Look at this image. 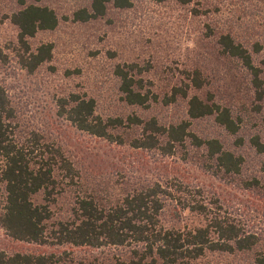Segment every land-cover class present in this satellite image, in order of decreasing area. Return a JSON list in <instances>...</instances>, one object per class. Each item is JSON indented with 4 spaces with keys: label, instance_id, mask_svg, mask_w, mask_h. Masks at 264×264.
Masks as SVG:
<instances>
[{
    "label": "trees",
    "instance_id": "16d2710c",
    "mask_svg": "<svg viewBox=\"0 0 264 264\" xmlns=\"http://www.w3.org/2000/svg\"><path fill=\"white\" fill-rule=\"evenodd\" d=\"M41 1L16 0V7L5 18L16 31V57L28 73L44 65L54 71L55 44L30 42L39 32L53 31L63 21L86 28L95 26L94 35L88 37L99 40L100 30L112 23L113 34L121 17L135 14L139 0H89L63 18ZM149 1L191 5L190 0ZM188 11L201 20L206 16V10L193 6ZM215 46L221 56L237 61L246 71L254 97L260 101L264 78L251 53L228 33L219 34ZM104 55L112 79L100 84L108 87L112 81L121 112L99 113L101 100L111 96L100 97L95 84L86 82L81 90L70 86L58 91V117L109 147L126 146L161 156L179 151L183 158H197L204 172L228 177L246 190L264 191V179L242 175L241 154L226 149L216 138H201L190 129L192 120L212 117L234 136L236 146L244 144L238 136L242 117L216 102L211 93L200 96L199 91L209 82L199 68L183 69L179 81L158 92L157 82L144 75L147 70L137 60L119 55L113 45ZM75 73L81 69H64L67 78ZM179 100L186 105L184 119L165 122L152 111L155 104L170 106ZM14 120L13 108L0 84V227L5 233L14 240L39 245L113 247L125 252L111 255L108 262L97 258L72 261L53 253H0V264H197L207 253L230 255L259 245L261 237L247 231L244 223L223 207V201L203 186L175 178L165 182L131 178L126 174L124 154L106 157L104 163L90 155L87 165L79 167L60 144L44 140L37 132L19 136ZM247 142L261 156L264 172V138L254 134ZM83 168L101 176L111 173L112 191L88 186L82 178ZM65 204L67 210L62 215ZM251 264H264V254L255 252Z\"/></svg>",
    "mask_w": 264,
    "mask_h": 264
},
{
    "label": "rangeland",
    "instance_id": "374dc122",
    "mask_svg": "<svg viewBox=\"0 0 264 264\" xmlns=\"http://www.w3.org/2000/svg\"><path fill=\"white\" fill-rule=\"evenodd\" d=\"M191 5L180 7L174 2L156 5L149 0H139L133 12L121 17L112 34V23L100 30L99 40L94 35L95 26L86 28L60 21L53 31L39 32L30 40L32 45L53 42L55 52L51 65L41 66L32 73L23 68L16 57L15 29L5 19L16 7V0H0V84L3 86L13 108L18 135L37 132L44 140L60 144L66 155L77 163L87 165L89 156L102 161L112 155L124 154L126 174L140 180L169 181L181 179L203 186L223 201V207L240 219L247 231L261 237L253 250L233 254L207 253L197 264H251L255 252L264 254V191L246 190L228 177L213 176L199 168L197 158H185L178 151L172 156L128 147H109L105 142L91 138L56 114V98L63 87L74 86L81 90L93 83L97 95L102 98L98 112L113 115L121 112L110 76L109 61L105 51L117 50L119 55L137 60L145 76L154 79L158 92L182 78L181 71L199 68L209 85L199 91L200 96L211 93L212 98L231 108L233 115L243 119L238 136L244 144L236 146L234 136L217 125L212 117L191 121L190 129L201 138H216L223 146L244 159L243 176L264 179L262 158L255 153L247 140L259 134L264 138V96L260 101L254 97L249 77L235 60L221 56L215 46L219 34H230L250 53L253 64L261 68L264 78V0H190ZM89 0H42L52 7L59 17L69 15ZM140 3V4H138ZM193 6L206 10V16L194 17L188 9ZM208 25V28H203ZM210 34L207 36V34ZM258 48V51L255 49ZM98 52H95V51ZM81 69V73L65 77L64 69ZM87 82V83H86ZM168 85V86H169ZM258 105V106H257ZM153 113L165 122L186 118L184 101L170 106L153 105ZM144 113V112H143ZM83 181L91 187L112 191V174L101 176L96 171L85 172ZM117 189V188H115ZM70 199L72 196L70 194ZM1 207V191H0ZM65 215L66 204L63 205ZM55 254L72 261L97 258L108 262L111 255L125 252L124 248H89L68 245L35 244L10 238L0 227V253Z\"/></svg>",
    "mask_w": 264,
    "mask_h": 264
}]
</instances>
